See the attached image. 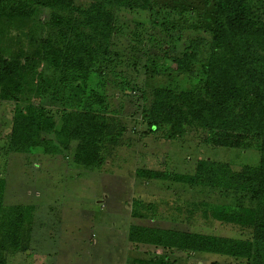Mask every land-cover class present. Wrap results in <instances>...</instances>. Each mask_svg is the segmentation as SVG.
Instances as JSON below:
<instances>
[{"label": "trees", "instance_id": "trees-1", "mask_svg": "<svg viewBox=\"0 0 264 264\" xmlns=\"http://www.w3.org/2000/svg\"><path fill=\"white\" fill-rule=\"evenodd\" d=\"M215 2L209 39L198 34L187 38L180 29L166 27L163 40L149 39L175 65L177 78L198 72V85L190 90L170 83L130 89L143 99L145 133L161 132L167 141L185 142L199 132L204 145L255 151L258 161L233 170L227 162L200 159L192 173L138 168L135 176L215 196L193 201L188 211L234 227L244 238L131 226L130 242L162 250L136 259L137 264H200L191 260L197 255L223 260L209 264H264V0ZM150 3L95 0L83 6L74 0H0V102L14 104L6 153L38 150L55 156L75 144V163L89 169L103 164L104 146H117L126 131L118 115L108 114L106 94L109 73L121 94L127 89L116 72L120 54L113 38L121 34L116 10H145ZM42 10L50 11L47 21ZM202 46L207 47L204 61ZM151 66L152 75H158L156 65ZM47 71L53 76H45ZM44 99L51 104L44 105ZM1 172L0 264H7V256L29 248L34 209L5 204ZM143 212L132 215L143 219Z\"/></svg>", "mask_w": 264, "mask_h": 264}, {"label": "rangeland", "instance_id": "rangeland-1", "mask_svg": "<svg viewBox=\"0 0 264 264\" xmlns=\"http://www.w3.org/2000/svg\"><path fill=\"white\" fill-rule=\"evenodd\" d=\"M74 1L77 5L89 6L95 0ZM150 1L145 10H116L121 29V34L113 38L114 48L120 54L116 72L125 78L127 89L121 94L115 84L117 79L109 73L106 94L108 114L118 115L126 131L117 146H104V161L98 168H84L74 162L75 144L68 153L55 156L38 150L34 154L6 153L14 104L0 102V172L6 179L4 202L6 205L29 204L34 209L29 248L24 253L7 256V264H137L135 260L140 257L161 254V249L130 242L131 226L244 238L234 227L210 218L202 219L199 212L188 211L193 201H212L215 196L135 176L138 168L192 173L200 159L227 162L233 170L258 161L255 151L204 145L199 132L189 134L185 142L167 141L161 132L145 133L140 116L143 99L140 92H131L130 86L147 90L170 83L190 90L198 85L200 76L195 72L177 78L175 65L154 48L157 43L149 40L150 35L163 40L166 28H178L184 37L198 34L209 39L216 3L215 0ZM41 13V18L47 21L50 11ZM173 33L176 37L177 32ZM206 56L207 47L202 46L200 60L204 61ZM151 64L160 71L158 75H152ZM53 74L47 71L45 76ZM43 103L51 104L49 99H44ZM142 211L145 218L133 217L132 213ZM191 260L200 264L223 261L213 255H197Z\"/></svg>", "mask_w": 264, "mask_h": 264}]
</instances>
